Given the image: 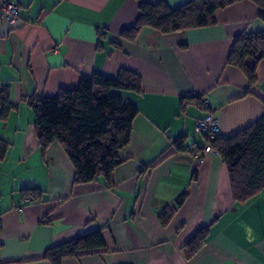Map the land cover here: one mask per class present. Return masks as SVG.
<instances>
[{
    "label": "crops",
    "instance_id": "1",
    "mask_svg": "<svg viewBox=\"0 0 264 264\" xmlns=\"http://www.w3.org/2000/svg\"><path fill=\"white\" fill-rule=\"evenodd\" d=\"M163 1L174 8L188 0ZM137 16L136 0H19L17 21L0 23V85H9L15 105L0 119V138L11 144L0 160V264H47V248L97 228L106 248L63 264H264V189L233 202L226 165L194 130L197 119L214 116L216 134L231 136L263 112L264 59L248 95L242 72L226 64L234 36L264 30L256 5L220 8L209 26L165 34L144 26L124 39ZM123 68L139 74L141 92L114 90L139 111L117 152L114 187L102 178L73 184L58 144L41 154L23 96H53ZM189 91L207 95L209 107L189 102L181 110ZM179 136L187 150L171 153ZM30 187L43 191L40 199L23 197ZM183 192L163 225L158 216ZM205 226L206 243L187 259L185 242Z\"/></svg>",
    "mask_w": 264,
    "mask_h": 264
},
{
    "label": "trees",
    "instance_id": "2",
    "mask_svg": "<svg viewBox=\"0 0 264 264\" xmlns=\"http://www.w3.org/2000/svg\"><path fill=\"white\" fill-rule=\"evenodd\" d=\"M136 1L137 19L121 32V37L129 41L134 40L144 26L165 34L212 25L218 9L242 0H188L174 8L163 0L155 3ZM248 1L256 5L257 17L264 22V0ZM263 59L264 30L242 32L233 37L226 64L244 75L247 83L245 95L254 94L257 67ZM117 89L141 92L139 74L124 68L115 76L95 72L90 78H82L76 88H61L53 96H23L33 112L41 154L46 156L48 148L58 144L73 167V184L102 178L106 188L114 187L112 172L121 163L117 152L129 142L133 120L139 112L133 103L114 92ZM201 95L183 97L181 110L189 102L201 105ZM14 108L9 85L1 84L0 119H6ZM10 145L0 138V160L5 158ZM206 145L216 151L227 167L233 202L246 203L264 189V109L249 126L231 136L215 133L213 138H206ZM169 149L171 153L186 151L185 136L174 139ZM21 193L25 198L38 200L43 191L30 187L22 189ZM185 196V192L181 193L171 207L164 208L158 216L163 225L183 203ZM102 230L97 228L50 246L42 259L47 264H63L68 258L103 251L106 244ZM208 231V226L201 227L185 242L183 249L187 259L204 246Z\"/></svg>",
    "mask_w": 264,
    "mask_h": 264
},
{
    "label": "built area",
    "instance_id": "3",
    "mask_svg": "<svg viewBox=\"0 0 264 264\" xmlns=\"http://www.w3.org/2000/svg\"><path fill=\"white\" fill-rule=\"evenodd\" d=\"M19 14V0H0V23L6 22L13 24L17 21ZM188 96L197 95L195 91H189ZM200 101L203 106L209 107L207 95H201ZM218 128V120L214 116H210L205 119H197L194 122V130L197 133L203 134L206 138H213ZM204 151L211 154H217L209 145L204 147ZM202 158L198 157V162H201ZM1 226V221H0Z\"/></svg>",
    "mask_w": 264,
    "mask_h": 264
}]
</instances>
